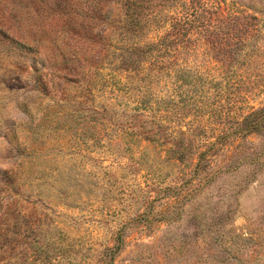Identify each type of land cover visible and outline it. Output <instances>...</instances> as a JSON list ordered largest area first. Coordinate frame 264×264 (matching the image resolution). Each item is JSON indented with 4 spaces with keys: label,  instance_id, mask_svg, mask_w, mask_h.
I'll list each match as a JSON object with an SVG mask.
<instances>
[{
    "label": "rangeland",
    "instance_id": "obj_1",
    "mask_svg": "<svg viewBox=\"0 0 264 264\" xmlns=\"http://www.w3.org/2000/svg\"><path fill=\"white\" fill-rule=\"evenodd\" d=\"M261 109L264 0H0V264H264Z\"/></svg>",
    "mask_w": 264,
    "mask_h": 264
},
{
    "label": "trees",
    "instance_id": "obj_2",
    "mask_svg": "<svg viewBox=\"0 0 264 264\" xmlns=\"http://www.w3.org/2000/svg\"><path fill=\"white\" fill-rule=\"evenodd\" d=\"M181 21L179 20H175L173 21L172 27L173 28H177L179 29ZM177 32V31H175ZM175 32L170 31L169 33H167L165 35V37H163L159 42L155 43V44H150L146 46V53L149 54L152 51L156 50L158 51L161 55L167 54L169 50V48L167 47L168 44L171 41H175L177 39V35L174 34ZM171 35H173V38L169 39L171 37ZM264 120V110H258V111H253L249 114H247L244 119L242 120V123L240 125H242V127L239 128L237 127L236 129H234V133H243L245 134H249V133H253L256 132L257 130L259 131L261 128H264V125H260L261 121L263 122ZM141 128H143L142 126H140ZM144 129V128H143ZM142 129V130H143Z\"/></svg>",
    "mask_w": 264,
    "mask_h": 264
}]
</instances>
